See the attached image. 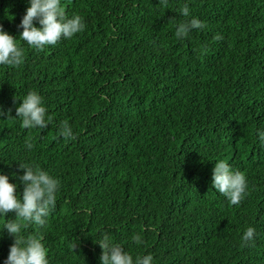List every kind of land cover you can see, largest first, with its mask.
<instances>
[{
  "label": "trees",
  "instance_id": "trees-1",
  "mask_svg": "<svg viewBox=\"0 0 264 264\" xmlns=\"http://www.w3.org/2000/svg\"><path fill=\"white\" fill-rule=\"evenodd\" d=\"M185 3L205 27L180 40ZM62 4L86 29L37 50L19 38L28 0H0V23L25 48L20 66H0V171L21 195V163L61 181L48 223L26 234L41 233L50 264H102L103 230L156 264H264V0ZM33 89L53 117L45 129L16 117ZM219 159L247 176L239 205L212 184ZM248 226L255 242L244 245ZM13 243L0 229V264Z\"/></svg>",
  "mask_w": 264,
  "mask_h": 264
},
{
  "label": "clouds",
  "instance_id": "clouds-1",
  "mask_svg": "<svg viewBox=\"0 0 264 264\" xmlns=\"http://www.w3.org/2000/svg\"><path fill=\"white\" fill-rule=\"evenodd\" d=\"M29 6L22 16L19 28L20 40L34 49L43 50L46 46L55 45L61 40L73 38L83 32L86 27L85 18L79 13L69 15L62 4V0H28ZM187 19L180 22L175 36L186 39L193 29H203L204 21L191 14L190 6L185 3L179 10ZM39 25V26H37ZM217 39H221L217 35ZM25 60V48L16 36L10 34L0 23V66H20ZM16 108V117L20 118L22 127L45 129L53 117L48 114L44 97L37 90L27 92ZM0 108V116H3ZM60 134L66 139H73V128L67 120L60 122ZM258 142L264 145V131L258 134ZM29 149L34 144L26 141ZM20 167L25 171L20 176L24 188L22 195L17 192L18 185L10 181L9 175L0 171V218H6L9 211L15 212L14 219H6L0 229H7L14 236V243L3 264H50L49 249L39 231L27 233L28 224L40 228L48 223V218L56 207L57 195L61 189V181L50 171L35 162H24ZM212 184L222 193L231 205H239L248 194V180L245 172L234 169L224 159L215 162L212 173ZM256 229L248 226L242 233L241 241L244 245L255 242ZM137 247L144 243L140 233L132 237ZM102 248L100 260L102 264H156L154 255L133 254L122 244L115 241L112 234L103 230L96 238Z\"/></svg>",
  "mask_w": 264,
  "mask_h": 264
}]
</instances>
